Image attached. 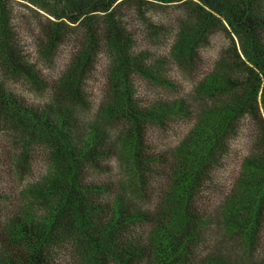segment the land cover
Wrapping results in <instances>:
<instances>
[{"label": "trees", "instance_id": "1", "mask_svg": "<svg viewBox=\"0 0 264 264\" xmlns=\"http://www.w3.org/2000/svg\"><path fill=\"white\" fill-rule=\"evenodd\" d=\"M62 1L66 11L77 14L70 19L74 23L85 15L108 12L126 0ZM133 1L141 4L143 0ZM198 1L202 6L193 25L225 21L239 39L245 60L242 65L246 71L240 81L231 79V75H217L210 85L216 91L225 87L232 91L237 86L240 92L233 91L220 105L195 118L177 150L176 162L152 150L148 128L150 123L163 124L170 116L180 114L183 102L158 101L142 107L125 85L115 90V100L107 110L110 117L124 123L122 151L138 182L130 183L134 194L145 195L144 188L154 174L165 172L167 185L161 190L162 198H158L155 210L137 206L123 194L106 196V187L85 178L88 167L96 166L105 155L103 137L80 131L63 110L61 100L59 106L52 103L44 108L32 107L0 85V128L22 139V157L18 162L17 157L11 161L14 167L21 168L35 144L50 149L48 171L40 183L31 187L34 203L27 201L17 210L10 204L9 213L5 197L0 195V220L8 213L7 220L0 223V264H56L55 249L67 241L80 256L75 264H238L219 256L196 257L209 223L198 199L211 180L212 165L224 152L239 116L247 112L256 121V132L223 207L224 219L219 220L224 225V237L239 236L245 250L264 245V0ZM108 14L107 41L119 56L116 73L126 83L129 61L123 37L115 16ZM57 16L66 18L63 14ZM62 25L56 24L55 35ZM185 36L177 46L180 54L189 53L194 44L195 37L188 40L189 33ZM90 37L91 48L79 55L75 68L63 80V87L74 97L79 94L81 72L95 42L93 35ZM2 159L0 167L5 164ZM35 204L40 212L33 210Z\"/></svg>", "mask_w": 264, "mask_h": 264}, {"label": "rangeland", "instance_id": "2", "mask_svg": "<svg viewBox=\"0 0 264 264\" xmlns=\"http://www.w3.org/2000/svg\"><path fill=\"white\" fill-rule=\"evenodd\" d=\"M127 1L108 12L85 15L73 23L70 19L77 14L66 11L62 0H0V85L32 107L44 108L52 103L59 106L61 100L63 110L80 131L103 137L105 155L96 166L88 167L85 178L106 187V196L123 194L137 206L151 211L155 210L158 198H162L160 193L167 178L165 172L155 173L144 188L146 194H134L130 183L138 185V182L133 179L122 151L124 123L107 114L115 100V90L128 86L132 98L142 107L158 101L183 102L180 114L170 116L163 124L150 123L148 128L152 150L176 162L177 150L195 118L220 105L233 91L240 92L237 86L232 91L226 87L216 91L210 85L211 78L227 74L240 81L246 68L242 65L245 60L239 39L225 21H213L207 26L196 24L198 29L193 25L198 7L202 6L198 0L178 3L143 0L141 4ZM108 13L115 16L123 37L129 61L126 83L116 73L120 68L119 56L107 41ZM59 14L66 18L61 19ZM58 23L63 25L55 35ZM186 33L188 40L195 37L194 44L189 53L180 54L177 46ZM90 35L95 42L81 72L79 94L74 97L63 87V80L75 68L79 55L91 48ZM4 131L0 128V157L5 161L0 167V195L5 197L10 213V204L17 210L27 201L34 203L31 187L46 175L50 149L35 144L18 169L11 161L17 157L18 162L22 157V139L15 132L8 135ZM255 132L252 114L240 115L224 152L212 165L211 180L198 199L209 223L202 246L196 251L197 258L219 256L238 264H264V245L245 250L239 236L224 237V225L219 220L224 219L223 207L233 191L241 162L250 153ZM33 210L40 212V207L35 204ZM6 214L0 220L1 225L7 220ZM55 254L56 264L80 262L70 241L55 249Z\"/></svg>", "mask_w": 264, "mask_h": 264}]
</instances>
